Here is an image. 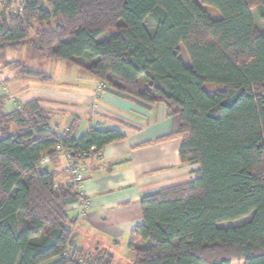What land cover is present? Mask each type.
Segmentation results:
<instances>
[{
    "label": "trees",
    "instance_id": "trees-1",
    "mask_svg": "<svg viewBox=\"0 0 264 264\" xmlns=\"http://www.w3.org/2000/svg\"><path fill=\"white\" fill-rule=\"evenodd\" d=\"M253 1L0 0V63L51 82L6 61L5 51L29 44L34 60L68 62L108 91L164 104L173 126L157 141L179 139L182 162L198 165L191 182L141 197L132 264H264V30L252 13L255 4L264 24V0ZM8 99L0 96V264H113L106 250L75 246L67 210L88 197L62 153L81 168L126 135L60 134L38 99L13 110Z\"/></svg>",
    "mask_w": 264,
    "mask_h": 264
},
{
    "label": "crops",
    "instance_id": "crops-1",
    "mask_svg": "<svg viewBox=\"0 0 264 264\" xmlns=\"http://www.w3.org/2000/svg\"><path fill=\"white\" fill-rule=\"evenodd\" d=\"M65 73L68 75L55 79L59 84L51 76V82L32 88V99H38L51 113L52 127L60 134L71 128L76 137L90 127L115 128L126 135L80 165L81 189L88 204H75L67 210L75 221L76 247L106 250L113 256V264H122L129 257L130 233L143 222L141 197L191 182L198 165L182 162L179 139L157 141L173 126L164 104L99 91L96 78L80 77L67 65ZM13 108L10 104L8 110ZM129 261L132 264L131 258Z\"/></svg>",
    "mask_w": 264,
    "mask_h": 264
},
{
    "label": "rangeland",
    "instance_id": "rangeland-1",
    "mask_svg": "<svg viewBox=\"0 0 264 264\" xmlns=\"http://www.w3.org/2000/svg\"><path fill=\"white\" fill-rule=\"evenodd\" d=\"M252 2L254 1L252 0ZM205 10L214 19H219L221 17V14L213 7L205 6ZM252 13L254 15L256 26L260 30H264V24L258 18L255 4L254 5L252 4ZM148 26L150 29L153 30V22L151 19L148 20ZM32 54H33L32 48L30 47L29 44H26L22 46L20 49L17 50L9 49L5 51V58L6 61H12V60L20 61L27 68L42 71L46 75H50L54 77V80L58 77L63 78L65 77V75L66 76L68 75V73H65L64 75L62 74L65 65L71 67V69H75V71H77L78 73V76L80 74V77L82 75L85 76L88 75L89 77L95 78L94 76L90 75L87 71L80 69L72 64L70 65L68 62H64L62 60H58V61L34 60L32 58ZM182 55L185 62H188L189 64L188 61L189 59H187L183 49H182ZM40 83L42 82L38 81L37 79H33L32 77L23 79L18 74L17 70L5 67V62L0 63V96L9 98L8 99L9 103L13 104L14 107L17 108L21 103L32 100V88L35 89L38 88L36 87V85ZM59 83L60 82H58V79L55 80V84H59ZM131 255L133 254L131 253ZM123 256H126L125 253ZM129 260H130V256L123 259L122 264H129L130 262ZM234 264H242V263L234 262Z\"/></svg>",
    "mask_w": 264,
    "mask_h": 264
},
{
    "label": "built area",
    "instance_id": "built-area-1",
    "mask_svg": "<svg viewBox=\"0 0 264 264\" xmlns=\"http://www.w3.org/2000/svg\"><path fill=\"white\" fill-rule=\"evenodd\" d=\"M12 7L14 9H17V8H21V5L18 3L16 5H13ZM98 90L99 91H105L106 90V85H104L103 83H99L98 84ZM57 149L62 151V148L61 147H58ZM62 156H63V158L66 161V168H67V170L74 177V181L80 182L82 180V178H83L82 177V174H81V168L74 166L71 163V161L69 160V156L66 153H62ZM48 162H49V158L48 157H45L42 160V164H47ZM87 204H79V205L82 206V207H85Z\"/></svg>",
    "mask_w": 264,
    "mask_h": 264
}]
</instances>
